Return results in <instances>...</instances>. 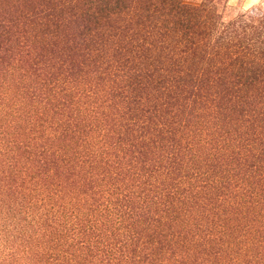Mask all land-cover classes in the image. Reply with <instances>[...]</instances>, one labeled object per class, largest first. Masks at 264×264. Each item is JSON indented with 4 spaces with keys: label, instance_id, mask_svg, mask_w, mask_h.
<instances>
[{
    "label": "trees",
    "instance_id": "trees-1",
    "mask_svg": "<svg viewBox=\"0 0 264 264\" xmlns=\"http://www.w3.org/2000/svg\"><path fill=\"white\" fill-rule=\"evenodd\" d=\"M0 264H264V2L0 0Z\"/></svg>",
    "mask_w": 264,
    "mask_h": 264
},
{
    "label": "rangeland",
    "instance_id": "rangeland-1",
    "mask_svg": "<svg viewBox=\"0 0 264 264\" xmlns=\"http://www.w3.org/2000/svg\"><path fill=\"white\" fill-rule=\"evenodd\" d=\"M230 5L238 6L241 10H248L252 6L264 2V0H228Z\"/></svg>",
    "mask_w": 264,
    "mask_h": 264
}]
</instances>
